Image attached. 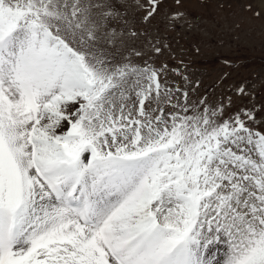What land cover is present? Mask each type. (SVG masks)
<instances>
[{
	"label": "snow or ice",
	"instance_id": "6c2138e0",
	"mask_svg": "<svg viewBox=\"0 0 264 264\" xmlns=\"http://www.w3.org/2000/svg\"><path fill=\"white\" fill-rule=\"evenodd\" d=\"M119 3L0 0V264H264V119L190 101L134 26L160 0Z\"/></svg>",
	"mask_w": 264,
	"mask_h": 264
},
{
	"label": "rangeland",
	"instance_id": "374dc122",
	"mask_svg": "<svg viewBox=\"0 0 264 264\" xmlns=\"http://www.w3.org/2000/svg\"><path fill=\"white\" fill-rule=\"evenodd\" d=\"M113 3L124 12L119 0ZM142 16L137 13L134 20L137 31H144L139 41L162 48L153 57L156 65L180 70L182 76L169 72L168 79L187 89L190 101L206 97L227 104L231 97L228 111L255 105L257 120L264 119V0H160L150 21L143 22ZM110 26L127 33L119 18L110 20ZM121 39L129 38L118 37L117 45ZM241 85L249 95L237 96ZM225 247L211 250L216 260H222Z\"/></svg>",
	"mask_w": 264,
	"mask_h": 264
},
{
	"label": "bare ground",
	"instance_id": "6f19581e",
	"mask_svg": "<svg viewBox=\"0 0 264 264\" xmlns=\"http://www.w3.org/2000/svg\"><path fill=\"white\" fill-rule=\"evenodd\" d=\"M224 246H225V245H224ZM220 247H223V246H220ZM225 248H226V247H225ZM223 250H224V248H223ZM217 252H218V251H217ZM218 256H219V255H218ZM218 256H217V257H218ZM221 257H222V256H221ZM221 257H220V258H221Z\"/></svg>",
	"mask_w": 264,
	"mask_h": 264
}]
</instances>
